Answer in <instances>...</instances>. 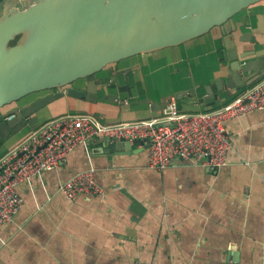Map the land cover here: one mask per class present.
I'll list each match as a JSON object with an SVG mask.
<instances>
[{
  "label": "crops",
  "instance_id": "0c3cea01",
  "mask_svg": "<svg viewBox=\"0 0 264 264\" xmlns=\"http://www.w3.org/2000/svg\"><path fill=\"white\" fill-rule=\"evenodd\" d=\"M234 20L247 24L238 35L259 25L264 29V1ZM253 42L256 51H264V33ZM245 44L238 43L239 53ZM224 49L222 28L215 27L179 46L110 64L91 80L109 82L119 70H130L132 95L111 88L100 90L95 103L56 100L38 112L35 127L0 140V160L40 125L71 113L94 114L109 124L157 118L181 92L180 111L210 110L189 92L204 97L207 86L227 76ZM243 60H256V55ZM115 78L118 86L125 84V76ZM51 92L29 95L0 110V116ZM241 92L225 89L213 108ZM226 126L233 149L229 163L217 170L181 158L166 169L151 168L147 144L121 152L98 137L78 146L58 169L19 186L25 203L0 229V264H264V111ZM89 169L105 196L81 194L70 201L60 184Z\"/></svg>",
  "mask_w": 264,
  "mask_h": 264
},
{
  "label": "water",
  "instance_id": "95a60500",
  "mask_svg": "<svg viewBox=\"0 0 264 264\" xmlns=\"http://www.w3.org/2000/svg\"><path fill=\"white\" fill-rule=\"evenodd\" d=\"M261 1L0 0V110L34 93L52 91L0 116V140L27 126L35 127L38 112L56 100L95 103L100 90L107 93L111 88L132 95L130 70L115 74L125 76L121 86L115 76L109 82L91 78L110 64L179 46L220 27L227 76L207 86L204 97L197 98L194 90L189 92L196 97L194 102L213 108L220 92H238L264 77V51H256L253 42L258 32L264 33L263 27L238 35L247 24L234 20ZM239 42L247 43L243 54L239 53ZM251 54L256 60H243ZM79 80L86 83L69 87ZM107 99L115 101L116 95H107ZM108 140L114 151L121 152L150 142L148 138Z\"/></svg>",
  "mask_w": 264,
  "mask_h": 264
},
{
  "label": "built area",
  "instance_id": "2783aa9c",
  "mask_svg": "<svg viewBox=\"0 0 264 264\" xmlns=\"http://www.w3.org/2000/svg\"><path fill=\"white\" fill-rule=\"evenodd\" d=\"M257 111H264V77L229 103L210 110L182 112L173 97L157 118L109 124L94 114L71 113L49 120L0 160V229L24 207L19 186L58 169L78 146L98 137L130 141L148 138L151 168L166 169L181 158L217 170L229 163L233 149L227 123ZM59 190L70 201L81 194H106L92 169L73 175L60 184ZM132 264L156 263L138 260Z\"/></svg>",
  "mask_w": 264,
  "mask_h": 264
},
{
  "label": "trees",
  "instance_id": "16d2710c",
  "mask_svg": "<svg viewBox=\"0 0 264 264\" xmlns=\"http://www.w3.org/2000/svg\"><path fill=\"white\" fill-rule=\"evenodd\" d=\"M247 88H248V87H246V88H244V89H241V90H239V91H243V90H245V89H247ZM230 100H231V99H228L227 102H226V104L229 103ZM212 109H214V108H212ZM152 262H153V261H152ZM155 263H156V262H155Z\"/></svg>",
  "mask_w": 264,
  "mask_h": 264
},
{
  "label": "flooded vegetation",
  "instance_id": "af4514ba",
  "mask_svg": "<svg viewBox=\"0 0 264 264\" xmlns=\"http://www.w3.org/2000/svg\"><path fill=\"white\" fill-rule=\"evenodd\" d=\"M44 96H46V94H45ZM44 96H42V97H44ZM39 98H40V97H39Z\"/></svg>",
  "mask_w": 264,
  "mask_h": 264
}]
</instances>
